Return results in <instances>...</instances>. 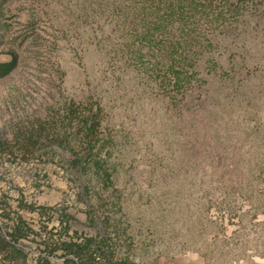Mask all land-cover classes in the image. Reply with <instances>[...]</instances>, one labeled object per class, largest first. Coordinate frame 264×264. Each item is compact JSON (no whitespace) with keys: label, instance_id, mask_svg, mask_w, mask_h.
<instances>
[{"label":"rangeland","instance_id":"374dc122","mask_svg":"<svg viewBox=\"0 0 264 264\" xmlns=\"http://www.w3.org/2000/svg\"><path fill=\"white\" fill-rule=\"evenodd\" d=\"M143 8L0 0V62L16 57L0 134L67 101L99 104L109 177L61 149L2 155L0 223L31 235L15 264H63L59 243L98 236L102 264L264 259V4L188 29Z\"/></svg>","mask_w":264,"mask_h":264},{"label":"trees","instance_id":"16d2710c","mask_svg":"<svg viewBox=\"0 0 264 264\" xmlns=\"http://www.w3.org/2000/svg\"><path fill=\"white\" fill-rule=\"evenodd\" d=\"M142 1L145 5L144 12H150L156 18L155 22L158 27L163 29L164 25H176L178 28L185 26L188 29L193 24V22L189 23L190 18L194 19L200 15L208 17L207 13L210 10L213 13L210 24H215L221 20L224 12L234 18L244 7L249 8L253 3L255 6L264 4V0ZM15 68L16 57L7 62H0V80L8 76ZM87 102H64L60 108L53 110L46 118L33 119L28 122V125L17 124L7 136L0 134V157L6 154L12 155L16 151L25 159L33 157L41 148H48L50 153L61 149L67 153L71 166L76 167L77 171L85 170L84 167L90 165L96 172L100 171L102 176L108 179L107 171L100 167L98 160L104 147L103 139L99 144L101 140L99 131L103 121L102 108L99 104L93 105ZM22 228V226H17L13 231V236L22 237L24 234ZM105 241L104 236H98V239L86 237L81 241L71 238L68 242L59 243V247L56 248H60V244L63 247V264H102L103 253L98 252ZM0 247L9 250L13 256L18 257L21 254L13 247L10 250L9 244L3 241L0 242ZM54 250L55 247L50 249V252Z\"/></svg>","mask_w":264,"mask_h":264},{"label":"built area","instance_id":"2783aa9c","mask_svg":"<svg viewBox=\"0 0 264 264\" xmlns=\"http://www.w3.org/2000/svg\"><path fill=\"white\" fill-rule=\"evenodd\" d=\"M22 223H0V242L3 241L9 246L13 247L15 250H18L20 252H23L24 243L26 244L28 240H31V235H29L27 232L23 234L22 237L16 238L13 236L14 232L11 230L6 231V227L8 229L17 226H21ZM0 264H15V259L12 254H10L7 250H4L0 247Z\"/></svg>","mask_w":264,"mask_h":264},{"label":"crops","instance_id":"0c3cea01","mask_svg":"<svg viewBox=\"0 0 264 264\" xmlns=\"http://www.w3.org/2000/svg\"><path fill=\"white\" fill-rule=\"evenodd\" d=\"M251 264H264V259L259 260V262H257V263H251Z\"/></svg>","mask_w":264,"mask_h":264}]
</instances>
